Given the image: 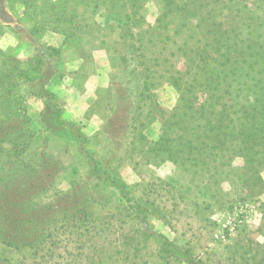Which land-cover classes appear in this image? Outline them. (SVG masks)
<instances>
[{
  "label": "rangeland",
  "instance_id": "rangeland-1",
  "mask_svg": "<svg viewBox=\"0 0 264 264\" xmlns=\"http://www.w3.org/2000/svg\"><path fill=\"white\" fill-rule=\"evenodd\" d=\"M167 3L0 0V189L20 176L15 185L30 191L19 216L9 206L18 200L0 199V216L61 217L118 191L98 188L94 173L118 175L149 225L112 197L100 213L117 225L77 264H264V188L235 153L264 70V0ZM43 74L62 119L90 134L95 171L75 138L50 133ZM5 246L0 255L16 259Z\"/></svg>",
  "mask_w": 264,
  "mask_h": 264
},
{
  "label": "trees",
  "instance_id": "trees-1",
  "mask_svg": "<svg viewBox=\"0 0 264 264\" xmlns=\"http://www.w3.org/2000/svg\"><path fill=\"white\" fill-rule=\"evenodd\" d=\"M167 1V4H169L170 0ZM165 16H167V12H165ZM69 41L67 38L68 44ZM261 48L264 55V44H262ZM40 53L41 56L45 54L42 49H40ZM263 69L264 66H262ZM50 77L51 75L49 74L47 76L43 74L39 77L41 81L39 86L42 89L40 95L45 98L43 119L47 123L51 134L75 138L79 142L81 151L85 154L84 159L88 160L90 168L95 171L97 169L96 163L91 162L90 154L84 149V144L89 140V137L83 130L74 127L76 125L75 122L62 119V108H57L59 103L58 96L47 87L46 80L48 81ZM253 86L257 88L259 94L254 96L248 108H245L247 112L243 116L244 123L238 128L239 132L236 136V139L240 142V147L235 153L244 158L246 168L251 172V177H247L248 181L264 188L260 172V167L264 165V70L261 71V78ZM253 86H250L249 89L253 90ZM55 120H59V126L56 125ZM18 132L20 136L27 133L23 129L18 130ZM224 135L225 130H222L220 134H215L212 141L219 140L221 142L220 139ZM3 140L13 143L14 146L18 144V142L14 143L6 137ZM25 140L21 139V145L16 148L17 150L19 148L21 151L24 150L25 145H27ZM210 147H213V145L211 144ZM94 174L98 188L112 186L118 191H112L110 195L104 194L100 198H93V194H90L82 200H78L73 206L64 208L61 217L55 214H46L45 216V212L40 210L38 213L34 212L35 215L32 217L28 216L27 218L18 217L17 219L10 216L3 218L0 216V241L8 249L15 248L19 251L16 259L0 255V264H77L79 259L84 256L83 250L88 254V250L92 249L95 250L92 255L94 257L96 253L98 254L99 247L103 245H101L102 243L99 245L97 242L96 248L93 245L95 243L92 242L103 238L104 241H107L109 234L113 232L112 228L117 225L112 218L106 219L100 213L108 207L111 198L114 196L117 197L118 203L123 208L130 211L132 219L139 220V223L147 229L149 225V209L142 208L144 206L140 203V199L132 197L131 192L126 189L127 184L118 175ZM23 180H25V177L20 178L19 176L15 179V183L18 184ZM9 181L15 187L10 190L11 184L5 185V188L0 189V199H4L7 196L10 200H18L9 206L17 209L15 215L18 214L19 216L26 204V199L23 198V196H26L24 193L30 191L15 185L13 180ZM13 193L15 194L13 195ZM250 193L253 197L257 196L252 191ZM75 241L80 242L81 246L78 245L75 249H71V245ZM64 253L67 254V257L70 256L72 258L67 260L66 263L58 262L56 260L57 257L66 258ZM88 257H90L89 254ZM190 263H192L191 260Z\"/></svg>",
  "mask_w": 264,
  "mask_h": 264
},
{
  "label": "crops",
  "instance_id": "crops-1",
  "mask_svg": "<svg viewBox=\"0 0 264 264\" xmlns=\"http://www.w3.org/2000/svg\"><path fill=\"white\" fill-rule=\"evenodd\" d=\"M99 78H103V75H101V76L99 75ZM88 123H89V124H88L89 129H90L91 126H94V125H95V123L93 124V122H92L91 120H89ZM95 127L97 128V125H95ZM97 129H98V128H97ZM97 129H96V130H97ZM91 131H92V130H91ZM86 134H87V135H90V134L88 133V131L86 132Z\"/></svg>",
  "mask_w": 264,
  "mask_h": 264
}]
</instances>
